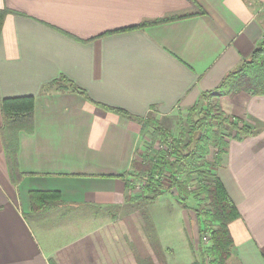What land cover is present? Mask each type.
<instances>
[{
    "label": "crops",
    "instance_id": "1",
    "mask_svg": "<svg viewBox=\"0 0 264 264\" xmlns=\"http://www.w3.org/2000/svg\"><path fill=\"white\" fill-rule=\"evenodd\" d=\"M0 10L10 12L0 33V264H111V240L132 253L118 237L122 218L138 232L136 255L151 258L134 218L109 214L131 205L140 121L189 110L248 60L264 41V0H0ZM61 78L88 99L53 85ZM29 96L35 130L20 136L15 183L2 102ZM238 99L232 112L253 133L228 140L214 173L240 214L229 262L264 264V96ZM33 191L62 203L34 211ZM61 230L70 242L47 252L39 234Z\"/></svg>",
    "mask_w": 264,
    "mask_h": 264
},
{
    "label": "trees",
    "instance_id": "2",
    "mask_svg": "<svg viewBox=\"0 0 264 264\" xmlns=\"http://www.w3.org/2000/svg\"><path fill=\"white\" fill-rule=\"evenodd\" d=\"M9 13L8 10H0V33L4 19ZM184 17L186 16H174L153 23H145L139 27L144 28ZM53 85H58L61 89L70 90L88 99L82 89L64 78L55 81ZM217 91H224L225 96L242 94L264 96V41L259 44L248 60L243 61L235 71L223 79L220 86L213 91L204 93L199 102ZM34 108L35 99L31 96L7 99L2 102L3 123L1 135L9 173L15 183L18 182L20 177L18 170L19 139L22 134L30 135L34 133ZM106 110L109 109L107 108ZM109 111L125 117L128 115L121 110L112 109ZM144 121L143 119L140 121L143 128L155 126L160 132L164 130L158 127L159 122L146 126ZM215 121L217 130L207 128L206 121H203L200 125H193L194 132L199 129H207V133L199 136V138L193 136L186 143L181 139L171 140L170 135L167 132L165 133V130L162 132L161 135L169 148V152L158 153L149 162L145 170H147V173H150V178L143 187L144 197L140 198L146 205L158 201L165 194L163 180L165 174H167V178H169L168 191L175 189L177 191V195L175 196L177 202L188 209L185 198L189 194L187 186L191 183L192 174L197 175V180L201 186L199 196L203 197L202 201L206 202L209 207L208 210L197 213L200 223L199 233L204 238L208 237L211 242L209 248H200L202 264H226L230 260L234 247L230 224L240 218L237 207L234 205L219 177L213 172L205 174L201 170L202 168L210 170L220 167L223 156L227 151L228 140L230 138L225 141L224 137L221 136V130L224 127L222 126V122H220L222 121L221 117H215ZM230 125L237 129V136L231 138L241 139L253 133V130L249 127L243 126V128L238 129L234 125ZM211 144L217 147V161L215 165L209 164L206 160V155L209 154ZM204 174L211 177L208 184L205 183ZM181 176H185L183 182L180 180ZM157 177L160 178L156 179ZM30 201L34 211H47L61 204L62 197L59 192L33 191L30 194Z\"/></svg>",
    "mask_w": 264,
    "mask_h": 264
},
{
    "label": "rangeland",
    "instance_id": "3",
    "mask_svg": "<svg viewBox=\"0 0 264 264\" xmlns=\"http://www.w3.org/2000/svg\"><path fill=\"white\" fill-rule=\"evenodd\" d=\"M242 96H244V94L225 96L224 91H217L213 95L202 99L189 110H178L176 113L162 120L148 118L144 123L146 126H150L159 122L158 127L164 129L165 133L167 132L170 135L171 140L181 139L186 143L187 140L193 136L199 138V136H203L207 133V129H199L194 132L193 125H200L203 121H206L207 128L217 130L215 117H221L222 121L220 122H222V126H224L221 130V136H223L226 141L231 137L237 136V129L233 128L230 124L238 129L243 128V125H239L242 119H238L239 117L235 116L232 112L235 105L238 103V98ZM156 128L155 126L149 128H143L142 126V140L138 157L132 164L129 180L127 182L128 189L132 194L130 201L131 205L122 212L113 210L109 213L110 215L114 213L116 215L115 217L122 214V217L134 218V221L140 228L141 238L144 241L146 249L151 252V258L145 260L142 256L138 255V257L136 255L138 250L136 249L138 232L132 229L133 223H129L128 220L122 218L121 220L119 219L117 223L118 237L122 239L120 240V244L123 241L127 247L132 248V253L130 252L126 257L121 256V245L117 248L119 243L115 240H111V247L114 250L115 259L112 257H108V259L114 260L111 264H114L115 261H118V264H202L200 248H209L211 242L209 239L204 240V237L200 236L196 222L192 223V221H197L198 212L200 213L209 209L208 204L202 201L203 197L199 196L201 186L200 182L197 180V175L192 174L191 183L187 186L189 194H187L185 198L188 209L177 202L175 198L177 191L175 189L168 191L169 178H167V174H165L163 180L165 194L156 201L158 202L157 204H155V202L146 205V203H143L140 199L144 197L143 187L150 178V173H147V170H145L149 162H151L158 153L164 151L169 152V148L161 135L164 130L160 132ZM216 151L217 147L211 144L209 154L206 155V160L211 165L216 164ZM201 170L204 171L205 174H209L210 172L214 173L213 168L210 170L202 168ZM205 174V183L208 184L211 177ZM159 178L160 177H157L156 179ZM180 180L183 182L185 176H181ZM185 211L186 214H184ZM186 215L190 217L189 220H187ZM137 226L135 225V228ZM39 235L41 236L40 239H42V243L46 247L45 249L47 252L54 248L63 249L70 242L68 231L66 230H61L56 238L47 237V235ZM124 251L128 253V248L125 247ZM229 261H227L226 264H231Z\"/></svg>",
    "mask_w": 264,
    "mask_h": 264
},
{
    "label": "built area",
    "instance_id": "4",
    "mask_svg": "<svg viewBox=\"0 0 264 264\" xmlns=\"http://www.w3.org/2000/svg\"><path fill=\"white\" fill-rule=\"evenodd\" d=\"M207 239H208V237H205V238H204V240H207Z\"/></svg>",
    "mask_w": 264,
    "mask_h": 264
}]
</instances>
